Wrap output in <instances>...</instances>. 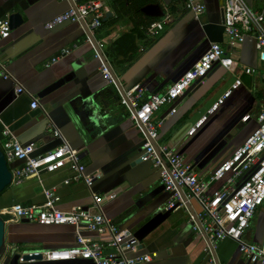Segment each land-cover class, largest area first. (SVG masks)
<instances>
[{
  "label": "crops",
  "instance_id": "obj_1",
  "mask_svg": "<svg viewBox=\"0 0 264 264\" xmlns=\"http://www.w3.org/2000/svg\"><path fill=\"white\" fill-rule=\"evenodd\" d=\"M101 1L105 15H110L93 37L119 86L104 79L100 72L102 59L96 57L81 25L65 23L53 30L45 28L47 22L70 8L68 0H0V19L13 14L22 19L1 45L2 59L13 80L4 81L0 77V143L5 125L21 143L34 144L37 155L55 149L60 142L48 129L49 117L85 166L86 173L99 176L93 191L103 196L116 194L115 199L105 200L102 212L120 230L129 231L138 240V253L129 256L155 254L148 264H214L213 258L207 259L204 241L191 230L186 213L163 210L168 194L151 163L138 162L144 133L133 123L129 109L120 104V99L136 85L144 89V98L164 91L199 60L210 43L220 44L238 63L236 70L231 73L214 65L204 80L193 83L176 102L175 114L169 115V107H164L154 115L156 121H162L158 142L175 146L185 162L194 166L198 176L208 179L256 128L252 116L258 110L264 90V75L255 71H264V63L258 61L252 40L247 39L236 47L228 44L222 28L224 0H203L206 10L197 20L184 11L178 0H134L137 6L157 4L163 14L172 16V21L152 38L138 33L150 17L142 13L135 17L139 24L137 32L132 12L118 18L109 2ZM244 1L253 10L264 13V0ZM130 32L132 36L128 35ZM119 39H122L120 43ZM112 45L117 52L113 60L107 54ZM65 49L71 52L62 56ZM57 57L55 63L45 67ZM242 67L254 69L250 87H240L207 117L193 136H186L188 129L206 114L229 85L243 75ZM14 82L25 92L16 95ZM30 96L38 99V109H30ZM246 115L250 119L242 122ZM20 165V162L12 163L11 170ZM69 176V171L63 169L42 174L41 182L30 178L19 184L11 183L0 193V211L15 204L41 206L45 201L43 191L53 190L59 198L58 210L69 211L80 206L95 212L90 192L83 183L63 184ZM193 207L199 210L195 202ZM82 234L96 237L85 230ZM243 239L251 244L263 242L264 203L256 210ZM75 244L71 226L11 220L5 223L0 261L8 264V258L15 254L69 248ZM214 260L217 264H249L238 244L230 239L218 244ZM30 264L92 263L79 259Z\"/></svg>",
  "mask_w": 264,
  "mask_h": 264
},
{
  "label": "built area",
  "instance_id": "obj_2",
  "mask_svg": "<svg viewBox=\"0 0 264 264\" xmlns=\"http://www.w3.org/2000/svg\"><path fill=\"white\" fill-rule=\"evenodd\" d=\"M160 1V0H155ZM74 8H70L45 24L47 30L65 23L83 21L89 32H97L105 17V7L101 0L80 2L72 0ZM185 12L194 19H199L205 13L203 0H181ZM222 28L230 46L242 45L247 39L253 41L257 59L264 63V13L253 10L244 0H224L222 7ZM172 21L171 14L164 12L159 20L150 22L146 27V35L154 37L162 31L164 24ZM11 24L8 17L0 19V77L4 81L13 80L7 69V63L1 56V45L10 37ZM90 42V40L88 39ZM100 47V45L97 43ZM75 48V47H74ZM71 52L65 49L62 56ZM96 57L102 59L98 54ZM57 58L51 59L45 65L48 68ZM100 72L104 79L113 83L108 67L101 60ZM214 65L233 73L238 63L227 54L218 43H210L207 50L175 83L160 93L144 98V89L136 85L126 91L120 99V104L130 111L133 123L144 131V144L140 154L141 162H149L158 172L160 184L168 194L163 210L166 212L184 211L193 233L204 243L206 255H214L218 244L226 239L235 241L239 251L249 264H264V240L261 244H251L243 239L250 221L256 210L264 203V90L260 97L257 112L252 116L256 128L236 148L232 155L219 164L208 179H202L196 173L194 166L186 163L176 151L175 146L159 143L158 130L162 121H156L154 115L164 107H169V115L176 113V102L185 91L198 81L206 78ZM242 73L252 75L254 69L242 67ZM264 75V74H263ZM264 78V76H263ZM16 95L25 92L24 88L14 82ZM244 84L240 77L236 78L229 87L216 99L198 121L186 132V136H193L201 125L217 109L230 98ZM30 109L39 108L38 99L30 96ZM48 129L60 144L55 149L43 154H35L34 144L21 143L13 132L5 125L2 127L3 140L0 150L7 165L20 162L18 168L10 170L12 183L19 184L34 178L41 182L42 174H53L63 169L70 173L63 181L83 183L90 192L92 207L96 210L75 207L69 211L56 208L59 198L53 190H44V203L41 206L24 207L15 204L3 209L0 213H7L12 220L38 223L44 226L66 225L74 228L76 244L69 248L24 253L40 255L43 262L86 260L93 264H148L156 257L155 254H137L139 242L129 231L120 230L102 212L105 200H113L115 193L99 195L93 191L94 182L98 175H88L85 166L80 163L78 156L71 148L62 133L53 127L49 117ZM250 119V115L241 118L242 122ZM217 185L213 189V186ZM193 202L199 210L193 207ZM85 230L96 235L95 238L82 234ZM108 236V239H103ZM100 237H102L100 239ZM18 262L24 263L22 255ZM214 261V259H213ZM0 264H6L0 261Z\"/></svg>",
  "mask_w": 264,
  "mask_h": 264
},
{
  "label": "water",
  "instance_id": "obj_3",
  "mask_svg": "<svg viewBox=\"0 0 264 264\" xmlns=\"http://www.w3.org/2000/svg\"><path fill=\"white\" fill-rule=\"evenodd\" d=\"M68 1L70 3V6L72 8H74V4H73L72 0H68ZM141 13L143 15H145L147 17H150V18H153V19L160 18L163 15V11H162L161 7L159 5H157V4L146 5L145 7H143L141 9ZM109 15H110V13H107L105 15L103 21H106V17H108ZM9 21H10V24H11V30H14L21 24L22 19H21L20 15L13 14V15H11L9 17ZM80 25H81L84 33L86 34L87 38L90 40V43L92 44L94 50L96 51V54H98L102 58V60L104 61L105 65L108 67L110 75H111L114 83L116 85H118L119 83L117 82L116 76L114 75V73L112 72V69L109 67V65L106 62L104 56L102 55L101 49L97 45L96 40L94 39L92 34L89 32V30L87 29V27H86V25L84 24L83 21L80 22ZM240 79L242 80V82H243V84L245 86L250 87V81H251V76L250 75L243 74L240 77ZM142 132L144 133V131H142ZM141 153H142V151H141ZM138 162H141L140 158L138 159ZM10 170H11V167H10V165H7V163H6L5 159H4L3 153L0 150V193L3 190H5L8 186H10L11 183H12V175H11ZM11 220H12V217L9 214L0 213V258L2 256L3 250H4L5 223L8 222V221H11ZM22 222L23 223H28L27 220H22ZM212 257L214 259V255L213 254H212ZM21 258L24 261L23 264H30L32 262H42L40 255H32V256H30V255L24 254V255H22ZM210 258H211V256L207 255V259L210 260ZM18 259H19V254H15V255H13V256L8 258V264H22V263L18 262ZM84 261H86V260H84ZM57 262H72V261H57ZM88 262H91V261H88ZM43 263H53V262H43ZM213 263L217 264L215 260L213 261Z\"/></svg>",
  "mask_w": 264,
  "mask_h": 264
},
{
  "label": "trees",
  "instance_id": "obj_4",
  "mask_svg": "<svg viewBox=\"0 0 264 264\" xmlns=\"http://www.w3.org/2000/svg\"><path fill=\"white\" fill-rule=\"evenodd\" d=\"M85 1H89V0H82V2H85ZM108 2H109V4L111 5V8L115 11V13L117 14V17L118 18H122V17H124V16H126V14H128V13H131L132 12V14H133V18H132V21H133V25H134V31H137L138 30V28H139V24L136 22V20H135V17L137 16V15H139V16H142V14H141V12H140V9L142 8V7H144L145 5H146V3L145 4H142V5H140V6H137V5H135V3H134V0H128V2H129V4H128V6H127V4H126V0H107ZM131 2V3H130ZM178 2H181V0H178ZM135 15V16H134ZM147 19V23L144 25V27H143V30L142 31H137L138 33H140L141 35H144V33H146V27H147V25L150 23V22H152V21H154V19H151V18H146ZM103 25V21H102V24H101V26ZM128 35H130V36H132L133 35V32H130ZM126 36V35H125ZM125 36H123V38L125 37ZM122 38V39H123ZM122 39H119L118 40V43H120L121 42V40ZM115 45V44H114ZM114 45H112V46H110V47H108V49H107V54L110 56V58L113 60V58L112 57H114L115 56V54H117V52H116V50H115V48H114Z\"/></svg>",
  "mask_w": 264,
  "mask_h": 264
},
{
  "label": "rangeland",
  "instance_id": "obj_5",
  "mask_svg": "<svg viewBox=\"0 0 264 264\" xmlns=\"http://www.w3.org/2000/svg\"><path fill=\"white\" fill-rule=\"evenodd\" d=\"M165 25V24H164ZM256 73H258V74H264V71L263 70H261V69H258L257 71H255Z\"/></svg>",
  "mask_w": 264,
  "mask_h": 264
}]
</instances>
